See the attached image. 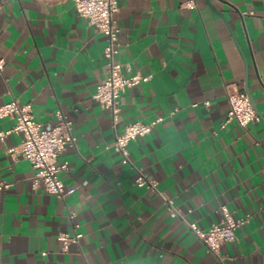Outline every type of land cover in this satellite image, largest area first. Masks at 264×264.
I'll list each match as a JSON object with an SVG mask.
<instances>
[{"label": "crops", "instance_id": "0c3cea01", "mask_svg": "<svg viewBox=\"0 0 264 264\" xmlns=\"http://www.w3.org/2000/svg\"><path fill=\"white\" fill-rule=\"evenodd\" d=\"M118 4L116 60L151 78L122 93L114 128L93 98L106 36L73 0H0V106L31 104L50 127L61 112L77 138L60 157L75 192L61 199L33 185L31 164L10 152L22 141L15 119H0V264H264V0ZM246 82L260 120L243 127L227 120V94ZM158 118L123 164L116 134ZM139 170L162 196L135 184ZM223 206L250 221L218 259L185 220L208 229ZM61 232L82 236L63 252Z\"/></svg>", "mask_w": 264, "mask_h": 264}, {"label": "built area", "instance_id": "2783aa9c", "mask_svg": "<svg viewBox=\"0 0 264 264\" xmlns=\"http://www.w3.org/2000/svg\"><path fill=\"white\" fill-rule=\"evenodd\" d=\"M191 3L189 2L188 6H192ZM73 4L77 13L107 38L104 56L109 65L106 76L97 86L93 98L102 108L111 112L113 126L116 128L122 93L126 88L149 81L151 76H144L141 73L128 75L126 72H129L130 68L116 60L119 53L120 36L116 18V14L119 12L118 0H73ZM4 65L5 61L0 59V72ZM227 99L229 104L228 121L235 120L241 126L246 127L251 122L260 120L245 90L231 89L228 91ZM205 105L208 106L209 102H205ZM57 116L58 122L50 127L35 120L31 104L20 105L14 99L0 106V119L6 117L15 119L16 123L11 131L22 135L21 143L11 148L10 152L20 154L31 164L35 171L32 180L33 185L37 187L43 184L48 193L65 199L66 196L73 194L75 189H67L60 178V174L69 169L68 162L61 160L60 157L67 147L75 145L77 138L73 134L72 122L61 112H57ZM161 121L162 118H158L151 123L127 124L121 132L116 134L112 147L121 156L123 164H133L128 149L130 142L150 134L153 126ZM8 133H0V138L5 137ZM135 184L139 188L146 187L161 195L157 189L156 180L141 170L138 171ZM7 187H9L8 184L0 183V189ZM170 210L174 216H181L180 212L171 205V202ZM221 210V222L208 229H201L196 222H189L184 219L197 238L205 245L206 251L214 254L218 259H220L221 246L235 241L237 239L236 231L250 221V216L234 217L226 206H223ZM69 216L72 219L74 213H70ZM81 236L80 233L76 232L74 234L61 232L58 235V240L61 242L62 251L67 252L71 244H78Z\"/></svg>", "mask_w": 264, "mask_h": 264}, {"label": "water", "instance_id": "95a60500", "mask_svg": "<svg viewBox=\"0 0 264 264\" xmlns=\"http://www.w3.org/2000/svg\"><path fill=\"white\" fill-rule=\"evenodd\" d=\"M246 68H247V72H248V62H246ZM246 81H248V76H247V78H246ZM245 89H246V93L248 94V96H249V98H250V101H251V103H252L254 109H256V107H255V105H254V103H253L252 97H251V95H250V91H249V88H248L247 82H246V88H245ZM257 114H258V112H257Z\"/></svg>", "mask_w": 264, "mask_h": 264}]
</instances>
